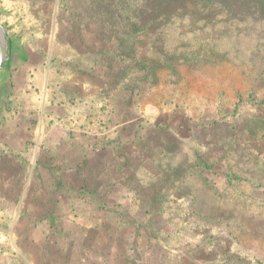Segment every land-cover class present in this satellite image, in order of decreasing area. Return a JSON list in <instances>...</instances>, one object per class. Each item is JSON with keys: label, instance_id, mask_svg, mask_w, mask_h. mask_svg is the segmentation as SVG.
Listing matches in <instances>:
<instances>
[{"label": "rangeland", "instance_id": "374dc122", "mask_svg": "<svg viewBox=\"0 0 264 264\" xmlns=\"http://www.w3.org/2000/svg\"><path fill=\"white\" fill-rule=\"evenodd\" d=\"M48 1L0 0L6 57H12V87L1 92L0 102L10 105L2 110L5 116L21 118L18 142H28L14 147L27 160L22 170L9 166L14 178L4 188L0 181L6 196L0 208L9 213L6 220L0 217V264H128L129 258L134 264H201L180 259L209 260L225 250L264 264V47L256 50L255 40L264 34L258 29L264 16L241 6L198 8L194 0L156 20L147 16L158 26L150 30L149 56L181 51L183 45L192 51L197 41L201 47L216 44L217 50L201 65L160 69L158 83L133 107L121 89L131 75L120 70L121 62L118 72L109 70L102 52L105 45L114 52L128 44L117 37L103 44L91 0H69L68 9L61 0ZM108 18L109 32L118 30L116 24L126 29L123 19ZM74 26L88 27L84 45L61 32L64 41L55 36L53 60L40 53L48 45L42 42L45 30L62 27L68 33ZM95 75L121 81L104 86ZM185 118L190 131L176 125ZM158 124L181 132L166 168L184 170L162 210L153 213L145 211L141 192L117 177L116 165L145 162L144 147L158 141ZM53 144L57 148L49 149ZM137 177L141 183L152 179L142 167ZM27 179L30 193L38 196L29 193L20 203L19 182ZM82 182L103 186L92 194L79 190ZM103 200L107 206L99 209ZM22 205L27 214L15 222ZM35 211L38 219H28ZM156 230L157 239L147 241Z\"/></svg>", "mask_w": 264, "mask_h": 264}, {"label": "trees", "instance_id": "16d2710c", "mask_svg": "<svg viewBox=\"0 0 264 264\" xmlns=\"http://www.w3.org/2000/svg\"><path fill=\"white\" fill-rule=\"evenodd\" d=\"M61 1L66 4L65 8L68 9L67 5L69 4V0ZM130 1L132 0H128V4L125 3V0H91L89 4L94 7L93 15L99 19V38L104 37L103 44L108 43L111 39L117 37L121 42H125L129 46V48H121V50L115 49L114 52H112L111 48L109 50H106L105 45L102 52L103 54H105V57L108 58V60H105L104 62L108 64L109 70L114 71V73L115 71L118 72L119 66L117 65V62H121L124 65L121 66L120 70H125L127 72V75H131L128 84L126 83L121 86V89L130 94L129 98H131V101L129 100L128 103L131 104V106L135 107L137 101H140V98L145 93V91L147 89L150 91L151 87L158 83L157 72L160 69L172 68L181 62L190 63L193 65H201L205 63L207 59L213 58L212 56H210V54H213L212 52L217 50V46L215 47L216 44L214 41L212 43H214L215 45L209 44V46L207 47H201V42L197 41L195 47L196 49L192 51L184 49L187 46L183 45L181 46V51L176 50V52L173 53L166 52V55L161 53V56H149L146 50L148 49L147 46L151 37L150 30L152 28H158V26L156 25L157 22L154 23L151 20L147 21V16L150 19L156 20L157 18L161 17V14L167 15V10L172 9L173 6L184 5L186 3V0H145L143 6H132ZM48 2L53 3L54 0H49ZM194 3H196L195 6L198 5V8H205L207 6H231L232 8H234L235 6H241L244 7V9L248 12L251 11V9H254L257 12L259 11L260 14L264 16V0H194ZM103 4L106 6L103 7ZM123 6H125V10H123ZM125 11L126 14L124 15ZM62 14L63 13H61L59 16L62 19L59 20V23H63ZM108 15L109 17L112 16L113 18H115L114 21H116L117 23L122 21V19L127 22V25H125L126 29L121 32V27L117 26L116 24V27H114V29L118 30H116V32L110 31L112 33L109 36L106 35L110 33L109 30L106 29L107 22L109 20ZM249 15L250 17H253L251 12ZM53 19L54 18L51 19V22L54 21ZM262 19L264 20V18ZM160 23H162V21H160ZM254 24H256V22H254ZM262 28H264V23H261L260 26H258V29ZM62 29L63 28L60 27V29L57 30L56 41H60L61 43L64 41L63 35L61 33L63 32L64 34H70L69 36H67V39H73V37H75L78 42L84 45L88 27L82 29L74 26L67 29L68 33L66 31H63ZM119 33L125 34L123 38L118 36ZM255 40L257 42L256 50L258 48H261V46L264 47V34H262L259 38H255ZM110 59L115 62H110ZM91 70L84 71V74H89ZM105 73H109V71H106ZM114 77L115 78H107L106 80H103L101 78L99 79V77L95 75L98 83H102L104 86L106 84H109L111 87H116L118 85V82L121 81L119 80V78H116V75H114ZM181 121L182 122H179L178 124H176L175 122V124L181 129L185 128L188 131L192 129L191 124H189V121H187L186 118ZM168 126L169 124L156 125L155 132L156 135L159 136V139H157V142L151 143L150 146L144 147V149H146L144 154L145 162L144 158L140 162V164L139 162L135 164L131 160L128 161L127 159L126 161H121L116 165L117 170L120 172L117 177H121L123 182L129 187L130 191H137L138 193L141 192L140 196L144 197L143 205L145 206L146 212L158 213L162 210V205L165 203V201H167L170 192L174 191V187L178 186L177 183L180 180V175L183 172L182 170H184L182 167H180V165L173 166V168H171L170 170L166 168L168 167L166 161L174 156L178 150V137L181 136V132L179 131V129L177 131H173ZM162 139H164V142ZM141 167L146 170L149 176L152 177V179L149 180L150 182H139L140 179L137 177V172L141 169ZM153 167H155V169ZM102 186L103 183L101 182H96L92 185H88L82 182L79 190L97 194ZM99 204V209H103L107 206V203L104 200L102 202H99ZM121 215L124 218H127L126 215ZM55 218V215L52 216V224L53 222H55ZM119 222L122 223L121 228L126 229L127 224L124 219ZM158 233H160V230H156L155 232L148 234L147 238L145 237V239H147V241H154L157 239L156 234ZM89 235L90 234H88V237ZM100 235L104 237V232H101V230ZM87 241V239H84L82 241V244L85 246V243ZM101 241L102 240L98 241V244L103 245L104 242ZM216 254V258L209 260L205 259L202 261L199 255H196L194 257L185 255L184 257H181L180 262L183 263L186 259H192L201 264H252L246 262L237 255H231V253L226 250L221 253L218 252ZM121 260L123 261L124 259L121 258ZM128 262V264H134V261L130 260V258Z\"/></svg>", "mask_w": 264, "mask_h": 264}, {"label": "crops", "instance_id": "0c3cea01", "mask_svg": "<svg viewBox=\"0 0 264 264\" xmlns=\"http://www.w3.org/2000/svg\"><path fill=\"white\" fill-rule=\"evenodd\" d=\"M44 35H45V38L42 39V42H48V45H47V47H44V46L41 47L40 46V53L45 55L46 58L51 59L52 50H53V43L55 41V36H56V31L54 29H51L48 32L45 30ZM50 36H52L53 38L51 37L52 38L51 39ZM49 43H50V46H49ZM53 58H54V56H53ZM53 58L51 60H53ZM11 65H12V57L8 56V57H6L5 61L3 62V65H2V68L0 71V95H1V92L3 90H5L8 86L12 87L11 74H10L11 71L9 68ZM0 103L2 104V107H0V181H1L2 186L4 188L9 183V180L14 178L13 176L11 178V175H9V166L14 167V168L17 167L19 170H22V168H23V166L27 160L24 158V155L22 154L21 148L19 149V151L16 150V148H14L15 146L17 147V146L22 144L21 142H18V138L21 136L19 133V131L22 127L21 118L18 117L17 115L5 116L6 114H3L2 110H3V108H4V111H5V109L8 110L10 105L5 103V102H0ZM43 119L44 118H42L41 122L44 121ZM40 134H42V133L40 132ZM45 135H47V134H45ZM19 141H21L20 138H19ZM27 143L28 142H25L24 145H21V147L27 145ZM56 146H57L56 144H53V146H50L49 149L50 148L56 149L57 148ZM39 161H41V159L38 160V162ZM29 165H30V163H29ZM19 185L21 186L20 187L21 190H20V193L18 194V198H19V202L23 203L25 196H28L30 193L29 188L32 184H31V181L29 179H27L26 183H22V181H20ZM31 195L35 196V197L38 196V195H34V194L30 193V196ZM3 197H6V196L4 195V192H2L0 190V200L4 199ZM25 208H26L25 205H22V207H20V209L15 211V214H13V219L15 218V222L16 221L18 222V220L22 219V217L25 214H27ZM3 210H4L3 208L0 210V217L6 220V218L9 217L6 214L8 212L7 211L4 212ZM29 215L32 216L33 218L28 216V219H34V218L38 219V217L40 216V212L35 211V214L29 213ZM43 218H45V217L43 216L42 218H39V220H41Z\"/></svg>", "mask_w": 264, "mask_h": 264}, {"label": "water", "instance_id": "95a60500", "mask_svg": "<svg viewBox=\"0 0 264 264\" xmlns=\"http://www.w3.org/2000/svg\"><path fill=\"white\" fill-rule=\"evenodd\" d=\"M7 43H8V34L4 26L0 23V71L3 65V62L6 59Z\"/></svg>", "mask_w": 264, "mask_h": 264}]
</instances>
